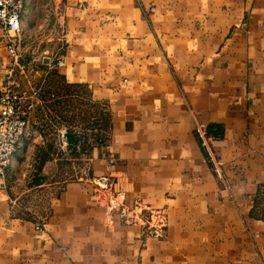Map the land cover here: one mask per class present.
Segmentation results:
<instances>
[{"label":"crops","instance_id":"1","mask_svg":"<svg viewBox=\"0 0 264 264\" xmlns=\"http://www.w3.org/2000/svg\"><path fill=\"white\" fill-rule=\"evenodd\" d=\"M51 1L67 42L36 68L106 102L108 143L82 176L54 178L29 130L52 128L27 115L0 188V264H264V0H26L32 15ZM9 39L0 31V88L18 65ZM100 175L127 206L162 209V235L93 200Z\"/></svg>","mask_w":264,"mask_h":264},{"label":"rangeland","instance_id":"2","mask_svg":"<svg viewBox=\"0 0 264 264\" xmlns=\"http://www.w3.org/2000/svg\"><path fill=\"white\" fill-rule=\"evenodd\" d=\"M23 1L22 16L26 15V19L16 41L19 52L16 61L18 65L9 80L15 82V89L24 97L23 101H26L22 103V108L36 101L37 106L31 107L35 111L32 110L30 115L27 113L28 117H31V124L43 125L42 119L45 115L44 122L52 128L29 130L32 135L39 133L42 136L47 143L46 147L49 148L48 152L56 159L53 177L60 180L75 179L86 172L90 160L103 151L108 143L107 105L104 100L94 98L86 86L58 84L54 68L47 70L45 75L41 69L36 68L42 66V55H54L57 50H61L62 40L58 38L61 36V20L52 1L50 5L36 7V13L33 12V15L29 12V4L26 0ZM61 132L74 134L73 143H62ZM27 134L28 132L26 136ZM46 199H28L21 204L22 207L34 206L33 202H36L35 205H42ZM32 211L35 210L31 208V213Z\"/></svg>","mask_w":264,"mask_h":264},{"label":"built area","instance_id":"3","mask_svg":"<svg viewBox=\"0 0 264 264\" xmlns=\"http://www.w3.org/2000/svg\"><path fill=\"white\" fill-rule=\"evenodd\" d=\"M23 0H0V31L8 34L10 39L7 48L16 62L19 57L16 43L12 40L19 34ZM13 32L15 34L11 35ZM12 38V39H11ZM18 38V37H16ZM67 39L63 36L62 43ZM63 45V44H62ZM57 66L63 65L62 58L55 61ZM15 82L7 80L0 88V188H4V177L6 169L11 163L17 143L23 135L27 126V110L29 104L22 108L24 97L15 89ZM195 132L200 144L209 151V136L203 123H196ZM62 143L66 144L67 132H61ZM69 142V141H68ZM214 168L218 171L221 162L213 158L209 152ZM108 164L114 161V157H108ZM92 184L91 196L98 203L115 211L120 220L126 224L139 225L144 233L149 236H161L165 226V216L160 208H152L136 200L131 206L124 203L125 192L110 175L94 176L89 179ZM39 229V225H36Z\"/></svg>","mask_w":264,"mask_h":264},{"label":"water","instance_id":"4","mask_svg":"<svg viewBox=\"0 0 264 264\" xmlns=\"http://www.w3.org/2000/svg\"><path fill=\"white\" fill-rule=\"evenodd\" d=\"M67 139L71 143L74 141V134L72 133H67Z\"/></svg>","mask_w":264,"mask_h":264}]
</instances>
